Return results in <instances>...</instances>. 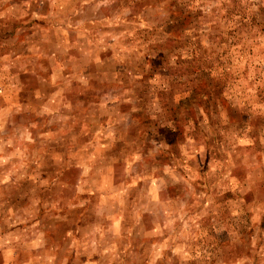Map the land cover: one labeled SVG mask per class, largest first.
<instances>
[{
	"label": "rangeland",
	"instance_id": "1",
	"mask_svg": "<svg viewBox=\"0 0 264 264\" xmlns=\"http://www.w3.org/2000/svg\"><path fill=\"white\" fill-rule=\"evenodd\" d=\"M0 264H264V0H0Z\"/></svg>",
	"mask_w": 264,
	"mask_h": 264
},
{
	"label": "clouds",
	"instance_id": "2",
	"mask_svg": "<svg viewBox=\"0 0 264 264\" xmlns=\"http://www.w3.org/2000/svg\"><path fill=\"white\" fill-rule=\"evenodd\" d=\"M192 150H193V151H196V150H199V149H196V148L193 146V147H192Z\"/></svg>",
	"mask_w": 264,
	"mask_h": 264
}]
</instances>
